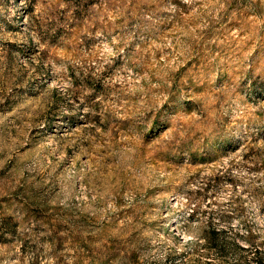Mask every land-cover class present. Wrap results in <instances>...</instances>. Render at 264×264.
Returning <instances> with one entry per match:
<instances>
[{"label": "rangeland", "instance_id": "rangeland-1", "mask_svg": "<svg viewBox=\"0 0 264 264\" xmlns=\"http://www.w3.org/2000/svg\"><path fill=\"white\" fill-rule=\"evenodd\" d=\"M250 235L264 0H0V264L255 263Z\"/></svg>", "mask_w": 264, "mask_h": 264}, {"label": "trees", "instance_id": "trees-1", "mask_svg": "<svg viewBox=\"0 0 264 264\" xmlns=\"http://www.w3.org/2000/svg\"><path fill=\"white\" fill-rule=\"evenodd\" d=\"M222 230L217 229V227H210L205 235V243L209 245L211 248H216L219 250H225L226 244L223 242L222 239ZM249 242L248 246H242L239 243H235L233 249L235 250H241V253L243 250L246 251H254L255 254V263H251L250 261H238L236 264H264V244L259 243L257 239L252 235L247 239ZM224 252V251H222ZM179 253H171L169 255L170 260ZM183 254V253H180ZM160 264V263H156ZM184 264H222L219 262V260H213V259H203L200 256L196 257L195 255H191L187 258Z\"/></svg>", "mask_w": 264, "mask_h": 264}]
</instances>
